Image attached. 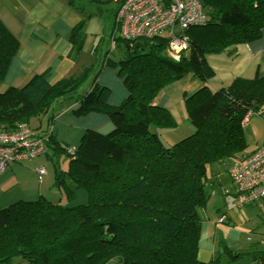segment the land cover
<instances>
[{
    "label": "trees",
    "instance_id": "1",
    "mask_svg": "<svg viewBox=\"0 0 264 264\" xmlns=\"http://www.w3.org/2000/svg\"><path fill=\"white\" fill-rule=\"evenodd\" d=\"M201 4L206 21L186 31L188 51L179 60L168 54L167 35L114 36V47L123 49L121 56L114 61L105 54L95 73L91 66L56 83L47 73L35 74L22 87L0 93V134L22 127L32 134L30 121L47 116L48 128L39 127L32 134L43 140L40 156L48 146L53 155L70 158L65 171L54 167V186L64 195L66 206L61 197L52 203L40 196L0 209V264L15 259H21L19 264H220V254L207 262L197 256L201 212L210 198L207 169L213 163L227 162L230 167L253 153H245L242 123L248 112L264 110V75L236 78L227 88L211 91L206 83L214 71L206 58L233 53L238 45L260 39L264 0H201ZM115 29L114 20L112 33ZM82 40L80 24L70 35L75 54ZM18 49L16 37L0 21V81ZM100 66L115 69L127 92L118 106L109 103L110 90L97 83ZM187 76L204 85L184 99L193 133L167 146L159 130L175 128L176 123L155 100ZM90 77L89 89L82 92ZM58 105L77 118L104 115L112 128L105 133L86 130L72 148L56 140L50 130ZM36 169L41 182L46 170L39 179ZM81 189L86 202L72 206ZM223 251L231 259L240 257L226 246ZM253 259L264 264V252H255Z\"/></svg>",
    "mask_w": 264,
    "mask_h": 264
},
{
    "label": "crops",
    "instance_id": "2",
    "mask_svg": "<svg viewBox=\"0 0 264 264\" xmlns=\"http://www.w3.org/2000/svg\"><path fill=\"white\" fill-rule=\"evenodd\" d=\"M109 3H95L89 0H73V4H70L69 0H0V21L19 43L17 54L12 59L3 80L0 81V93L9 87H22L35 74L47 73L49 81L56 83L70 75L77 76L94 64L95 70L102 57L101 52L111 44L115 11H110ZM80 24L83 40L79 53L75 54L70 35L72 29ZM206 59L214 71V76L206 83L211 91L227 88L236 78L249 80L256 75H264V30L260 39L238 45L235 52L211 54ZM111 69L113 68L102 67L97 83L110 90L109 103L118 106L126 99L127 92L116 70ZM203 86L201 81L187 76L167 87L155 100V104L169 111L176 127L180 124V116L187 131L193 132L188 118L187 120L183 118V111L186 113L184 99ZM166 92L167 95L164 94L166 96L162 97L161 95ZM70 111L65 106L57 107V115L52 121L50 130L56 140L72 148L77 146L80 136L86 130L105 133L112 128L111 122L104 115L90 114L77 118ZM39 127L43 131L47 129L42 127L41 118L37 119L34 125L35 129ZM165 131L168 130L159 131L165 145L176 143L174 137L164 135ZM38 132L34 131L32 134ZM67 132L73 137L70 138ZM38 164L39 162L34 163L35 169L38 168ZM14 165L0 176L2 204H8L13 200L11 197H5L8 193L3 192L11 188L16 179L26 176L27 179L35 180L37 177L35 169L33 171ZM42 190L41 186L35 187V190L24 189L17 198H22L21 196L36 198L43 192ZM225 242L226 245L237 244L230 237H227ZM216 243L214 224L211 225L210 230L208 223H203L198 244V259L205 262L213 259L217 255Z\"/></svg>",
    "mask_w": 264,
    "mask_h": 264
},
{
    "label": "rangeland",
    "instance_id": "3",
    "mask_svg": "<svg viewBox=\"0 0 264 264\" xmlns=\"http://www.w3.org/2000/svg\"><path fill=\"white\" fill-rule=\"evenodd\" d=\"M108 5L110 11L116 10L115 3L110 2ZM106 47L107 48H105V50L101 52L102 59L105 56V54L109 53V56L112 60L118 61L123 51L122 47L118 45L114 48H111V44H109ZM98 65H99V61H98ZM98 65L96 66L94 73L95 71L98 70ZM111 70L113 71L114 69ZM91 77L83 85L82 87L83 90H81L82 92H84L85 89H87L91 84ZM166 89L167 88H165L164 90ZM164 94L167 95V92L163 93L161 96L162 97L166 96ZM57 107H64V106L58 105ZM263 111H260L257 114H253L247 120L246 124L243 126L242 135L245 144V153H249L256 150L259 146H261L264 143V113L262 114ZM186 116L187 114L185 113V111H183V118L185 117L187 120ZM41 121H42V127L45 129L48 128L47 116H42ZM36 123H37V119H32L30 121V126L35 132L37 131L34 128V125ZM179 123L180 124L177 127H175V130L173 128L164 129V130H168L164 132V135L166 136L170 135L171 137H174L176 141H180L186 137H189L193 133L187 131V127L185 124L181 122L180 116H179ZM67 133L69 135V132ZM69 137L72 138L73 135L70 134ZM69 160L70 158L65 155H53L52 148L47 146L46 154L37 157L33 160L26 161L22 164L14 165V167L18 166L20 168H27L31 170L33 169L34 171L35 169L34 163L39 162L37 167L43 166L46 170L47 175L45 174L43 176L42 183H38L37 177L35 180L32 178L27 179L26 176H22L21 178L16 179L15 183L12 184L11 188L3 192L4 194L8 193L5 197H11V199L13 200H11V202L8 204H2L1 202L0 209L10 206L13 203L19 201L20 199L22 201L24 200L31 201V200H37L40 196L48 199L52 203H58V199L59 197H61L62 198L61 205L66 206L67 203L66 200L64 199V195L61 194L60 191L54 186V180H55L54 167L55 165H57L61 171H65L67 169ZM8 169L10 170L12 168L9 167ZM228 169H229V165L227 164V162L213 163L208 166L207 189L210 192V198L205 206V209L202 210L201 212L202 218L204 219L203 223H208L210 230H211V225L213 226L214 224V238L217 240L216 247H217V254H220L219 256L220 264H255V261H253L254 253L264 252V241H263L264 201L262 200L256 201L245 207L237 208L234 204L235 190L233 188V184L229 177ZM38 186L42 187L43 192H41L39 196H36V198H32L31 196H21L22 198H17L19 197L18 196L19 193L24 189L35 190V187ZM75 196H76L75 199L71 201L72 206L78 204H84L87 200L86 193L82 191V189L77 191ZM222 217L225 218L224 221H221L220 218ZM227 237L234 239L237 244L235 246L226 245L225 241ZM224 246L229 248V250H233L235 253L240 254V257L231 259L230 256L223 251ZM235 256L236 254H234V257ZM20 260L21 259H15L14 263L12 264H19L18 262Z\"/></svg>",
    "mask_w": 264,
    "mask_h": 264
},
{
    "label": "built area",
    "instance_id": "4",
    "mask_svg": "<svg viewBox=\"0 0 264 264\" xmlns=\"http://www.w3.org/2000/svg\"><path fill=\"white\" fill-rule=\"evenodd\" d=\"M95 3L113 2L116 4V29L111 34V48L114 36L123 39L151 38L167 35L168 54L174 60L188 51L186 31L194 26L203 25L206 15L201 0H89ZM253 115L248 112L243 126ZM42 139L32 136L22 127L16 133L0 134V175L6 167L40 156L44 152ZM39 179L45 170L36 169ZM235 190L234 204L245 207L256 201H264V143L253 153L241 160L234 161L228 170ZM225 220L224 217L221 221ZM264 241V236H263Z\"/></svg>",
    "mask_w": 264,
    "mask_h": 264
}]
</instances>
